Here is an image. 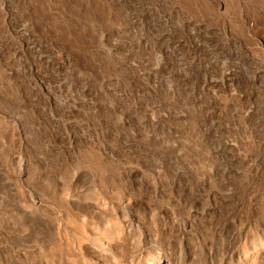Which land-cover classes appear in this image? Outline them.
I'll list each match as a JSON object with an SVG mask.
<instances>
[{
  "label": "rangeland",
  "instance_id": "374dc122",
  "mask_svg": "<svg viewBox=\"0 0 264 264\" xmlns=\"http://www.w3.org/2000/svg\"><path fill=\"white\" fill-rule=\"evenodd\" d=\"M262 142L264 0H0V264H96L78 246L83 225L70 222L69 208L57 230L60 198L78 179L91 182L87 197L109 209L93 229L113 232L118 211L105 201L126 200L120 165L164 186V196L138 200L136 215L151 200L183 203L198 190L215 195L198 206L238 204L241 264H264L253 258L264 252ZM231 166L236 185L222 181ZM143 191L132 185V196ZM124 209L118 219L127 221ZM177 219V238H159L172 244L173 260L191 230ZM196 232L186 246L199 252L192 264H204L203 239H218ZM152 248L136 253L154 264L160 251Z\"/></svg>",
  "mask_w": 264,
  "mask_h": 264
},
{
  "label": "bare ground",
  "instance_id": "6f19581e",
  "mask_svg": "<svg viewBox=\"0 0 264 264\" xmlns=\"http://www.w3.org/2000/svg\"><path fill=\"white\" fill-rule=\"evenodd\" d=\"M63 86H65V85H63ZM57 88H58V86H57ZM59 89L62 90L63 88L60 87ZM59 89H57V90H59ZM55 91L56 90H54V92ZM48 103H49V101H48ZM49 104H51V103H49ZM218 106H220V104ZM130 120L132 122V119H130ZM128 125H129V122H128ZM128 141H129V139H128ZM101 143H103V142H101ZM124 143H126V142H124ZM71 144H72V142H71ZM226 147L227 146L224 145V149ZM103 148L105 149V147H103ZM103 148H102V150H103ZM109 148H110V146H109ZM122 148H124V147H122ZM112 149L113 148H111L110 150H112ZM104 153L106 154L108 152L105 151ZM20 163H19V165H20ZM111 166H114V165H111ZM116 167H118L119 170L121 169L120 170L121 171V175L122 174L124 175L123 177L120 176V177H122V179L119 181L118 185H120V186H122L124 188L125 193H126L124 196H126V197H123V196L122 197L124 199H126V200H125V202H122L121 198L119 199V197H117V196H113V197L109 196L110 197L109 200L105 201L106 203H108L107 205H114L116 207V210L118 211V216H116L117 220L115 219L116 220L115 221L113 219L114 220L113 221L114 222L113 223L114 224L113 232L109 233V231H108L106 233L103 232L102 234L98 235V234H96V231H95L96 229L95 230L93 229V226H94V223H95L94 220L95 219H97V220L100 219V221H101L103 219V217L105 216V212L107 213V211L109 209L107 208L108 206H106L105 203H104L105 205H103L104 207H101L100 206V202H96L95 201L97 199L96 197H93V198H96L95 200L93 198L89 199L87 197V195L90 197V195L86 194V193L87 192H91L89 190L90 187H92L89 184L91 182H87L86 180L82 181V180L78 179L77 182L75 181V184H74L76 187L73 186L75 188L73 193L71 195L67 194V195H65V196L60 198L61 199L60 200L61 204L59 206L61 208H60L59 214H58L59 217H60L59 218L60 220L57 218L59 220V222L57 224L58 225L57 230H60L61 227H62L61 224H63V216H65L64 215L65 214V210L63 209V207L69 208L70 211H71V220H70V222L72 224L78 225L79 227L81 226V225H79V223H81L83 225L81 227L83 228L84 232L81 235H82V237L84 236L85 238H80L79 239V241H78L79 245L78 246L80 247L81 250L86 251L87 253H90L93 256H96L97 257L96 264H110L111 262H109V260H112V258H114V257L111 256L110 251H113V250H114V252H116L117 255H119L118 260H116L118 262V264H132V261H134L135 259L140 261V264H149V260L146 259V256H144V253L143 254H142V252H141V254L136 253L137 251H140L142 247H144V248L145 247H147V248L148 247L157 248V250H159L161 252L160 253L158 251L159 253L156 254V261L157 262L154 263V264H192V262L195 259H197L196 257L199 254V252H197L195 250L194 251L190 250L189 246H186V245L188 243H190L189 238H192V237H194V234H197V232L195 233L196 229L200 230L202 232H203V230L204 231L205 230L206 231L211 230L214 233L213 235H217V239H218L216 242L214 241V237L215 236L212 239H210L211 236H209V238L207 236L206 240L203 239V241L205 243V246H206L205 248H207L208 246H209L208 248H210V250H209L210 252L208 251L209 253H208V256H206L207 259L204 261V264H233L232 259H234V258H235V260H237L238 264L243 263L242 259L238 256L239 252H236V250L238 249V244L240 242L239 238H241V235L243 234L245 228H244V226L242 224H240L239 226L233 225V224H237V222L241 223L242 219H244V218H241L242 216L240 215V212L238 211L239 210L238 204H236L234 202L233 205H231V204L229 205V202H228L227 204H224L223 207L219 206V208H218L217 200H216L215 204L212 203V205L213 204L215 205L214 207L211 204H208V206H204V205L203 206L202 205L198 206V204H196L197 202H199V203L201 202V204H202V202H205V201H209L210 202L211 197L215 196L211 192L206 193L205 192L206 190H198L195 193V195L192 196L191 198H189V199H187L188 197L183 198L182 199L183 203L181 202L183 205L179 202V200L178 201L176 200V202H174V200H175L174 198L175 197L168 196V197H165L166 202H167L166 204L159 205V203L157 204L156 202L151 200L150 203H147L149 212H147V213L144 212L141 215L137 212L139 215H136L135 212H132L133 206L138 202V200L144 201V199H145L144 196H147L148 193L150 195L153 194L154 196H157V197H158V195L164 196L163 195V187H164L163 183L161 181L158 182L157 180L150 178V176H148V175L138 173L137 171L136 172L132 171L133 169L131 167L130 168L129 167H125L123 165L122 166L120 165V167L119 166H116ZM148 168H149V166H148ZM175 173H176V171H175ZM225 173H227L228 177H226L225 175H222V178L224 179L222 181H225L224 183H226V181H227L229 184H234V183H230V182H231V180H233L234 177L237 178L238 172L236 170H234L233 167H232V169H229V167H228V169H226L223 174H225ZM179 174L182 175V173H178L177 172L174 176H176V178H179L181 176ZM18 178H20V177H18ZM196 181H198V180H196ZM236 181H238V180H236ZM135 182H139L144 187V191L138 197L137 196H132V185ZM207 182H209V181L207 180ZM201 183H203V182H201ZM234 185H236V184H234ZM96 187H99V186H96ZM185 187H187V185ZM228 187H230V186H227V188ZM237 187H236V190H237ZM215 189H216V187H215ZM101 192L105 193L104 190H101ZM217 193H215V194H217ZM219 194L220 193H218V195ZM223 194H224V196L222 195V197H221L222 200L221 199H218V200L219 201L221 200V201L225 202L230 197H229V195H226L225 193H223ZM233 195H230V196H233ZM178 197H179V195H178ZM180 197L182 198L183 195L180 194ZM213 197H212V199H213ZM98 199H100V198H98ZM230 200H232V199H230ZM103 201H104V199H103ZM238 201L240 202L239 199H238ZM253 203H254V201H253ZM124 208L128 209L129 210L128 212L130 213V219L128 218L129 220H127V221L126 220H122V219H118L120 217L119 214H122L124 212L123 211ZM105 209H108V210L104 211ZM242 209H240V210H242ZM151 212H153V214H151ZM111 213H112V210H111ZM108 214H109V212H108ZM125 215H127V214H125ZM106 216H107V214H106ZM110 216L111 215H109V218H110ZM113 216H111V217H113ZM179 216H183V218L186 219L187 224H188V228H190L191 230H186V229L183 230L182 234H184L185 236L181 237L179 239V241H178L179 242V244H178L179 253L181 254V256L177 260H173V258L171 257V255H172L171 253H172V250H173V249L171 250V248H172L171 245L172 244L170 245V243L161 241L159 238H161V237H163L165 235H169L172 239L175 238V237L177 238V233H178L177 229L178 228H175V225L178 223L177 222V220H178L177 218H179ZM164 217H167V219H165L163 222H160L159 219L160 218H164ZM124 218H125V216H124ZM103 221H105V218H104ZM139 225H141V226L144 225V228L146 229L145 231L147 232V234L145 235L144 238H143L144 235L141 236V238H138L139 236L136 237L135 233H133V231L135 229H137V227ZM174 229H176V230H174ZM194 229H195V231L192 232ZM202 232H200V233H202ZM202 234L204 235V233H202ZM206 234H208V233L206 232ZM222 237H224V238H222ZM141 241H143L144 246L142 245ZM19 244H20V242H19ZM216 244H218V246ZM241 245H242V243H241ZM190 248H191V244H190ZM206 251H207V249H206ZM10 252L12 254L17 252L16 251V247L13 246V251H10ZM174 253L175 252H173V254ZM217 254L220 256L219 258H217V256H216ZM60 256H62V255H60ZM61 258H60V260H61ZM253 258H254V261H258V259L259 260L264 259L263 250L262 251L261 250H255V254H254ZM10 259H11V257H10ZM112 264H113V261H112ZM114 264H117V263L114 262ZM255 264H258V263H255Z\"/></svg>",
  "mask_w": 264,
  "mask_h": 264
}]
</instances>
